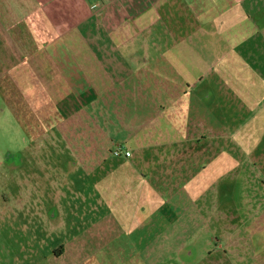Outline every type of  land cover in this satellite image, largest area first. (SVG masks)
Returning a JSON list of instances; mask_svg holds the SVG:
<instances>
[{
  "label": "rangeland",
  "instance_id": "1",
  "mask_svg": "<svg viewBox=\"0 0 264 264\" xmlns=\"http://www.w3.org/2000/svg\"><path fill=\"white\" fill-rule=\"evenodd\" d=\"M13 9L11 0H0V237H25L23 225L30 224V212L41 208L51 215L52 240L70 238L82 229L89 232L95 222L108 217L115 222L111 233L119 234L116 243L130 234L152 242L138 248L149 264H264V184L251 182L250 165L244 174L236 170L232 132L242 126L247 114L243 105L249 104L236 100L234 89L241 87L234 82L243 72L236 75L228 69L229 57L212 64L208 72L190 68L185 61V70L168 71L185 85L201 82L178 106L171 125L161 119L181 138L206 130L189 139L194 151L167 164L150 160L148 151L140 158L137 151L130 163L112 153L117 142L108 133L127 134L130 126L158 127L155 108L161 103L148 101L151 112H146V121H138L134 111L126 109L135 103L120 102L117 86L89 106L97 108L89 119L81 94L74 91L67 97L59 86L44 85L43 70H36L31 54L28 68L23 51L28 21L19 14L11 20ZM203 88L212 94L200 101L196 95L205 93ZM154 134L148 131L144 141L134 136L142 144H158ZM170 135L157 134L168 146ZM219 143L226 150H219ZM246 146L243 152L249 159L248 142ZM167 153L170 156L172 150ZM134 206L146 213L147 227L159 225L161 237L151 238L149 229H132Z\"/></svg>",
  "mask_w": 264,
  "mask_h": 264
},
{
  "label": "crops",
  "instance_id": "2",
  "mask_svg": "<svg viewBox=\"0 0 264 264\" xmlns=\"http://www.w3.org/2000/svg\"><path fill=\"white\" fill-rule=\"evenodd\" d=\"M97 2H102V6L92 8ZM11 3L14 7L9 15L11 20L19 14L28 21L23 51L29 69L30 54L35 57L33 63L42 66L36 64V70H43L44 85L59 86L57 90L67 97L77 91L83 96L85 107L99 100L100 94L115 92L118 86L119 101L135 103L126 109L134 111L138 121L144 118L143 122L148 117L146 112H151L148 101L161 103L155 108L159 111L155 114L160 119L158 127L130 126L125 130L127 134L113 130L108 133L113 142H128L126 146L132 155L120 158L130 163L137 151L138 157L143 158L148 151L150 160L163 164L177 162L176 159L188 157L191 149L194 151L195 143L189 139L207 134L206 130L181 138L168 131L161 119H168L170 124L178 106L184 105L190 91L196 92L201 82L185 85L184 80L168 71L185 70L186 65L181 64L185 61L190 68L208 72L212 64L229 57L228 69L235 70L236 75L243 72L238 75L242 78L234 82L241 87L234 89L239 96L236 100L249 104L243 105L247 114L242 126L232 132L236 170L244 174L247 171L244 167L250 165L251 182L264 184V0H11ZM146 39L153 41L146 43ZM211 54L215 55L213 61ZM38 57L42 61H36ZM224 86H229L227 81ZM201 90L206 94L196 96L203 101L209 92ZM223 92L222 87L220 98ZM96 109L88 108L89 119ZM148 131L155 132L158 144L156 141L142 144L134 136L136 133L144 141ZM157 134H171L172 144L168 146ZM247 142L249 159L243 152ZM182 148L185 151L178 152ZM218 149L226 150V145L219 143ZM167 150H172L170 156ZM137 207H133L132 229H149L151 238L161 237L157 232L159 225L150 223L147 227V215ZM56 215L55 212L53 216ZM50 216L44 209H33L30 224L23 225L25 237H0V264H149L148 256L138 248L148 247L152 242H143L136 234H130L116 243L119 234L111 233L114 219L106 217L89 227V232L82 229L70 238L52 240ZM124 249L129 250L124 253Z\"/></svg>",
  "mask_w": 264,
  "mask_h": 264
},
{
  "label": "built area",
  "instance_id": "3",
  "mask_svg": "<svg viewBox=\"0 0 264 264\" xmlns=\"http://www.w3.org/2000/svg\"><path fill=\"white\" fill-rule=\"evenodd\" d=\"M102 6V2H97L92 6L94 9H98ZM112 153L117 157L128 158L132 155V151L124 143H116L112 149Z\"/></svg>",
  "mask_w": 264,
  "mask_h": 264
}]
</instances>
